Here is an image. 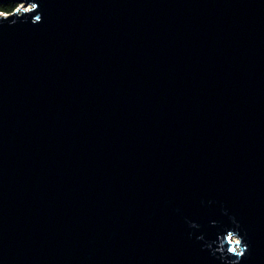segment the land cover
Returning <instances> with one entry per match:
<instances>
[{
  "label": "water",
  "instance_id": "obj_1",
  "mask_svg": "<svg viewBox=\"0 0 264 264\" xmlns=\"http://www.w3.org/2000/svg\"><path fill=\"white\" fill-rule=\"evenodd\" d=\"M4 2L0 264H264V0Z\"/></svg>",
  "mask_w": 264,
  "mask_h": 264
},
{
  "label": "trees",
  "instance_id": "obj_2",
  "mask_svg": "<svg viewBox=\"0 0 264 264\" xmlns=\"http://www.w3.org/2000/svg\"><path fill=\"white\" fill-rule=\"evenodd\" d=\"M17 4L13 2H4L0 4V11L2 12H11Z\"/></svg>",
  "mask_w": 264,
  "mask_h": 264
},
{
  "label": "built area",
  "instance_id": "obj_3",
  "mask_svg": "<svg viewBox=\"0 0 264 264\" xmlns=\"http://www.w3.org/2000/svg\"><path fill=\"white\" fill-rule=\"evenodd\" d=\"M9 12H2V11H0V14H2V15H7Z\"/></svg>",
  "mask_w": 264,
  "mask_h": 264
},
{
  "label": "bare ground",
  "instance_id": "obj_4",
  "mask_svg": "<svg viewBox=\"0 0 264 264\" xmlns=\"http://www.w3.org/2000/svg\"><path fill=\"white\" fill-rule=\"evenodd\" d=\"M25 9H27V7Z\"/></svg>",
  "mask_w": 264,
  "mask_h": 264
}]
</instances>
